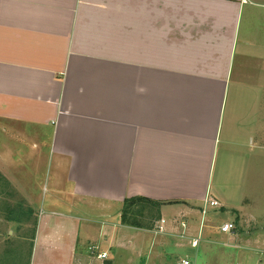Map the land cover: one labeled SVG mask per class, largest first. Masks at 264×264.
Returning <instances> with one entry per match:
<instances>
[{
    "label": "crops",
    "instance_id": "0c3cea01",
    "mask_svg": "<svg viewBox=\"0 0 264 264\" xmlns=\"http://www.w3.org/2000/svg\"><path fill=\"white\" fill-rule=\"evenodd\" d=\"M0 137L2 170L29 165L30 211L41 178L49 197L28 264L82 263L89 215L105 241L158 245L181 238L152 229L177 206L195 236L218 148L264 146V0H0ZM129 197L160 203L152 228L120 223Z\"/></svg>",
    "mask_w": 264,
    "mask_h": 264
},
{
    "label": "rangeland",
    "instance_id": "374dc122",
    "mask_svg": "<svg viewBox=\"0 0 264 264\" xmlns=\"http://www.w3.org/2000/svg\"><path fill=\"white\" fill-rule=\"evenodd\" d=\"M257 106L255 99V108ZM240 151L243 153H238ZM14 163L10 170L8 167L2 170L0 164V264H28L35 220L38 212L46 208L41 206V201L43 203L49 198L43 192L44 178H41L39 190L34 187L39 191L36 213L30 211L28 207L31 205L27 204L30 197L24 188L31 187L27 186L28 181L23 184L20 181L29 165L23 160ZM210 190V197L218 199L222 207L207 206L204 215H196L193 224L195 234L202 216L204 227L197 247H192L182 238L168 236H161L163 238L157 245L152 233L139 229L121 230L111 240L105 241L99 233L100 225L94 223L96 215H89L92 222L87 216L82 219L77 249L85 250L88 246L90 249V245H96L94 251L105 250L107 256L93 260L89 256L94 257L96 253L88 249L89 253L80 264H177L182 258L190 264H264V146L259 147L255 141V147L250 145L249 149L219 147L213 161ZM12 203L17 204L15 208H12ZM176 209L177 206H171L162 210L167 222L176 215ZM139 214L127 216L136 217L134 220L143 227H147L154 218L152 211L142 209ZM108 220L115 222L114 218ZM226 221L234 225L229 233L218 228ZM120 223L129 224L121 219ZM179 229L182 231L183 228L180 226ZM177 241L179 245L174 244Z\"/></svg>",
    "mask_w": 264,
    "mask_h": 264
},
{
    "label": "built area",
    "instance_id": "2783aa9c",
    "mask_svg": "<svg viewBox=\"0 0 264 264\" xmlns=\"http://www.w3.org/2000/svg\"><path fill=\"white\" fill-rule=\"evenodd\" d=\"M207 206L217 207V206H220V203L216 200H207L204 207L200 211L202 213V215H204L206 213V207ZM180 226L183 229H182V231H179L180 230L179 229L177 234L182 239L186 238L187 236L185 234V230L187 228V224H186V221H184V219H182L181 217L180 218L174 217L171 220H168V222L164 218H161L155 222V227L152 229L154 230L155 233H162L163 234V233H166L173 228H179ZM218 228L220 231H222L224 233H229L233 230L234 225L232 222L226 221V222H223L220 226H218ZM170 233H173V232H170ZM187 238H189V237H187ZM189 239H190V241H189L190 245L192 247H197L202 240L201 229L198 230V232H197V234H195V236L190 237ZM96 248H97V246H92L90 249H91V251H94ZM97 256L100 258H104V257H106V252H100L97 254ZM177 264H190V263L188 260L182 258Z\"/></svg>",
    "mask_w": 264,
    "mask_h": 264
},
{
    "label": "trees",
    "instance_id": "16d2710c",
    "mask_svg": "<svg viewBox=\"0 0 264 264\" xmlns=\"http://www.w3.org/2000/svg\"><path fill=\"white\" fill-rule=\"evenodd\" d=\"M159 206L160 203L151 201L147 198L143 197H129L125 199L122 209H121V220L124 223H129L128 225L143 227L137 223V220H134L136 217H128L127 214L134 213V216H138V214L142 211V209L147 210L148 212H154V218L150 220V223L147 227L144 228H152L154 220L159 217ZM143 215V214H139Z\"/></svg>",
    "mask_w": 264,
    "mask_h": 264
}]
</instances>
